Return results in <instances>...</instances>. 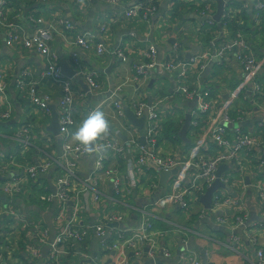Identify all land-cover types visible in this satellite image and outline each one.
I'll return each mask as SVG.
<instances>
[{"label":"built area","instance_id":"built-area-1","mask_svg":"<svg viewBox=\"0 0 264 264\" xmlns=\"http://www.w3.org/2000/svg\"><path fill=\"white\" fill-rule=\"evenodd\" d=\"M105 1L118 3L119 0ZM155 2L157 0H142L128 9L125 16L139 15L145 21H149L156 13ZM10 6L9 0H0V27L5 32L3 34L6 43L10 46H20L43 58L46 62L43 77L51 79L61 88V96L58 100L61 144L60 154L55 157L51 153L53 151L52 141L48 138L39 149L42 160L33 162L32 165L29 163L24 165L19 175L10 177L7 179V184L0 185V198L4 199V209H0V238L6 225L2 218L4 215H9L17 219V224L20 223L28 231L33 229L39 240L41 239V244L29 249L27 254L31 259L43 262L42 264H61L58 251L60 244L67 240L82 242L90 237L98 242L100 251L115 254L114 261L110 264H128V254H132L133 257L134 254H137L139 258L142 256L141 249H150L152 237L157 234L154 223L160 221L158 213L164 214L167 209L175 206L184 214H190L206 189L217 179L223 185L229 186L230 179L233 182H238L239 179L248 178L250 188L257 195L256 205L264 210V120L258 117L260 121L255 125L251 135L247 134L240 124L248 119V115H251L255 109L242 110L243 118L239 121L237 118H233L232 114L239 99L244 96L246 87L251 88L254 94L253 101L257 102L263 93V84L258 76L264 66V54L261 59H257L252 47L242 34L234 33L225 37L216 54L222 62L226 57L231 58L243 72V80L235 88H232L231 94L224 104L213 105L204 92L192 88L189 82L191 72L202 69L201 66L207 54L194 57L189 61H182L178 59L174 49L164 63V70L172 76L174 84L178 85L175 94H162L157 87V96L152 97L150 106L143 98L126 99L128 108L137 118L145 117V146L140 145L138 135L136 137L137 131L128 125V122H124V131L129 135L126 133L127 140L122 146L109 134H106L94 142L89 150L78 143H73L70 138L76 126L75 97H83V94L75 92L70 82L65 80L62 67L58 64L55 53L52 52L50 42L53 34H58L66 44L75 45L85 50L94 47L99 55L103 54L104 45L94 43L90 35L78 34L71 22L64 18L57 21L53 19L46 25L43 17L35 18L33 15H29L26 20L34 26L33 32L29 35L28 31L24 32L18 23H3L7 14H4L2 10ZM241 8L242 11L248 10L247 5H243ZM250 8L255 10L253 18L257 28L261 26V20L256 11H264V0L255 1ZM239 11H233L232 15L235 16ZM200 15L205 18V21L211 18L205 12H201ZM209 22L212 23L211 19ZM20 31L24 33L23 38L19 37ZM156 53V49L151 46L148 50L149 61L135 67L136 75L142 77L143 81L149 72L157 67ZM118 55L119 59L125 60L123 53ZM73 59L76 61L75 58ZM158 66L161 67V64L158 63ZM24 72L15 82L17 91L28 97L31 111H38L43 116L50 118V98L45 96L40 99L36 94L34 82L29 80ZM77 76L86 81L90 93L95 95L100 93L101 85L96 81L94 74L78 70ZM7 88L6 76L3 71H0V93L4 94ZM117 92H121L120 87L117 88ZM115 95L116 93L113 92L111 98H114ZM191 100H194L196 105L195 109L189 112L191 118L188 131L192 147L172 154L169 150L172 149L173 141L164 139L163 127L168 119L173 118L171 115L183 114L181 104ZM112 105L115 108L117 119L125 120L122 112L124 103L120 106L118 103L112 102ZM94 110L96 109H91L89 112ZM253 115L259 116L257 113H253ZM3 117L9 118L7 114ZM201 123H203L202 126ZM20 136L21 141L23 140L22 146L27 149L33 139L32 125H25L21 129ZM106 152L113 154L119 161L127 162L129 167L127 176L122 175L118 168L108 164L110 157L106 158ZM87 156H95L96 160L88 177L81 179L78 164L82 157ZM0 166L2 165L0 164ZM222 166L227 167V171L217 177V171ZM173 170H177V172L169 178L168 190L164 192L162 189L163 192L156 202L144 208L129 203L137 194L136 190L139 189L137 177L144 181L142 176L150 178L153 175L152 172L169 173ZM2 173L3 171L0 170V178L3 177ZM49 174H51L55 189L54 193L47 197V201L52 203L44 206L40 197H37V193L26 190L30 185L29 180L42 185L37 179ZM98 174H103L111 180L113 195H111L110 203L115 206L114 209L120 210L121 208L122 211L121 213H110L103 221L95 225H88L83 223V218L80 216L90 214L88 210L101 202L103 195L98 188L96 179ZM158 188L156 182H151L149 191L157 192ZM33 197L36 199L35 207L37 204L44 211L53 210V224L57 234L52 239L43 220L31 218L19 209V199L29 201ZM189 197L193 198L194 203L190 204L187 201ZM109 205L108 203L105 208L108 209ZM209 210L219 213L212 219L214 224L230 229L231 233L241 231L250 214L245 202L233 198L230 189L228 191L219 189L212 198ZM134 216H137L140 221L138 230L112 229L121 227ZM32 223L33 225H31ZM109 228L112 231L109 232ZM260 229H264V227ZM258 231L262 234L261 230ZM238 240L237 234L232 237L233 243ZM253 242L256 243L255 240ZM45 247L48 248V252L43 257L42 251ZM256 255L257 262L264 264V249H257ZM43 258L46 259L43 260ZM14 259L15 257L4 262L0 256V264H22ZM189 261L191 264H198L195 256H192ZM91 264L96 263L91 262Z\"/></svg>","mask_w":264,"mask_h":264},{"label":"crops","instance_id":"crops-1","mask_svg":"<svg viewBox=\"0 0 264 264\" xmlns=\"http://www.w3.org/2000/svg\"><path fill=\"white\" fill-rule=\"evenodd\" d=\"M9 1L11 2L10 12H12L14 7L12 1ZM15 1L18 2V0ZM141 1L119 0L118 3H111L105 0H36L31 7L21 8V13L16 22L13 21L14 16H11V13L5 16L4 24L8 22L18 23L24 32L28 31L27 34L29 35L33 32L34 26L27 22L28 15L43 17L46 25L53 19L57 21L64 18L66 21L71 22L78 34L90 35L94 43L104 45L105 50L102 55H99L94 47L85 50L75 45L66 44L58 34H53L54 36L50 42V47L58 59V64L65 66L70 72L76 74L73 78L64 76L65 80L67 79L70 82L75 92L83 94V97H75L77 115L75 117L76 126L72 134L91 109L101 110L109 121L107 134L122 146L127 140L126 133L128 135L129 133L125 132L123 128L125 120L117 119L112 102L121 106L123 102H127L126 99L143 98L148 104H151L152 97L157 96V87H159L162 94H169V88L173 86L174 79L165 72L164 63L175 48L178 49L182 61H189L194 57L207 54L201 66L202 69L192 71L189 75V82L194 89H200L204 92L213 105L224 104L228 100L232 88H235L243 80L241 68L231 58L226 57L222 62L216 56L225 37L232 34L228 29L225 31L221 24V30L218 28V22L215 19L218 9L217 0H157L158 11L149 21H145L139 15L125 16L128 9ZM223 1L224 12L236 10L239 6H248V10L245 11L247 18L246 21L243 19V22L245 29L251 31H249L250 33H244L252 38L254 55L257 59H261L264 54V20L261 29H255L252 25L254 14L250 10V6L257 0ZM204 2L212 4L210 17L217 24L216 28L219 29L216 35H207L211 29H215L214 26L203 27L206 25L205 18L201 17L199 10ZM2 29L0 27V71H3L6 76L8 88L4 94L0 93V164L2 165L0 170L3 171L2 176H6V179L3 180H7L10 177L19 175L24 165L42 160L39 149L48 138L51 139L53 146L55 142L57 143L51 153L55 157L59 156L60 136L53 135L48 131V127L52 121L50 107L54 108L58 116V100L61 96V88L51 79L43 77L46 70L45 60L32 51L22 49L20 46L8 45ZM23 34L20 31L19 37L23 38ZM151 46L157 52L155 57L157 67L149 72L143 81L142 77L136 75L135 67L149 61L148 50ZM118 52L123 53L124 61L119 59ZM158 63L161 64V67L158 66ZM78 70H85L86 73L95 75L96 81L101 85L98 95L90 93L86 81L77 76ZM23 72L29 80L34 82L36 94L40 99L45 96L50 98V118L43 116L38 111H31L28 97L25 94L21 95L16 88L11 86L10 81L14 82L15 79L20 78ZM259 76L263 84L262 96L257 102L253 101L254 94L250 87H246L244 96H241L236 105L239 109L238 112L241 114H243L242 110L244 109H255L251 115H248V119L244 120L248 121L250 126H241L247 134L251 135L254 132L255 125L260 121L259 118L264 120V66ZM119 87L121 92H117ZM113 92L116 95L111 98ZM117 97H121V100H118ZM181 106L184 115H171L173 117L171 120L182 126L179 133L185 124V116L194 110L196 105L194 100H191L185 101ZM253 113H257L259 116H255ZM5 114L9 118H4ZM27 124L32 125L33 139L27 149H24L20 133L21 129ZM137 135L138 133L136 137ZM70 138L73 143H77L72 136ZM137 138L139 139V136ZM185 138L188 141L187 143L181 139L182 142L180 140V142L173 141V144L171 143L172 149L169 152L176 154V151L185 150L186 145L191 144L189 131ZM105 156L106 158L110 157L108 161L110 166L118 168L122 175L127 176L129 174L126 161H119L117 157L109 152H106ZM95 160V156L81 158L78 164L81 179L88 177ZM226 171L227 167H224L222 172L226 173ZM163 173L165 172H152L153 175L150 178L142 176L144 181L137 177L139 189L136 190L137 194L129 203L144 208L156 202L161 193L168 190L169 178L172 176L162 185L160 181ZM41 178L44 179L42 182L46 183L47 187L53 188L51 174L46 177L41 176ZM96 179L103 196L98 205L88 210L90 214L85 215L83 223L88 225L103 221L110 213H121L122 211L121 208L120 210L114 209L115 206L110 203L111 195H113L111 180L103 174H98ZM1 180L2 178H0V183ZM151 182L157 183L159 187L157 192L149 191ZM228 187L232 197L245 202L250 212L249 219L246 220L247 223L241 228V231L231 233L230 229L216 226L212 219L218 216L219 213L205 209L200 202L194 205L190 214H184L174 206L167 209L164 214L158 213L160 221L154 223L155 232L157 233L154 244L155 257L151 259L145 249L139 258L134 259V257H130V254H126L128 264H158V262H160L159 264H191L189 259L192 256L196 257L198 264H202V251H205L208 264H259L256 250L259 248L264 249V229H260L264 227V210L256 205L257 195L250 188L248 178L239 179L238 182H233L230 179ZM229 189H226V191ZM192 199V197H189L187 201L190 204L194 203ZM21 201L18 200L21 212L31 218L43 220L44 226L49 229L51 237L57 234L51 220L53 216L52 209L44 211L37 204L35 207L33 204H25ZM1 202H4L3 198L0 199V209H4ZM108 203L110 205L106 209ZM139 224V218L134 216L133 219H128L121 227H113L112 229L136 231L140 228ZM112 229L109 228V232ZM7 230L8 232L0 238V246L2 247L3 240L13 230L12 224L7 226ZM258 230H261L262 234L258 233ZM236 234L239 240L233 243L232 237ZM254 240L256 243L253 242ZM165 250L169 251L168 256H166ZM17 252L16 256L18 255ZM149 252H151V248ZM114 258V253L107 254L100 251L98 242L91 239L89 244H85L84 248L77 249L72 255L69 256L63 253L61 262L62 264H91V262L110 264L114 261ZM45 259L43 258V260ZM39 263L42 264L43 262Z\"/></svg>","mask_w":264,"mask_h":264},{"label":"trees","instance_id":"trees-1","mask_svg":"<svg viewBox=\"0 0 264 264\" xmlns=\"http://www.w3.org/2000/svg\"><path fill=\"white\" fill-rule=\"evenodd\" d=\"M12 1V6L14 7V10L12 12H10V7L9 8H6V9H3L2 12L4 14H8V13H11V16H14L13 18V21L16 22L17 20V17L19 16V14L21 13V8L23 9V7H31L33 5V2H35L36 0H27V1H21V0H18L15 1V0H11ZM155 7H156V13L158 11V2H155L154 3ZM177 9V8H176ZM237 10H240L238 12V14H236L235 16H233V11H237ZM251 12L253 14H255V10H253L252 8H250ZM200 13L201 12H205L208 14V16L211 15V11H212V4L210 2H204L200 8ZM227 10L226 12L223 13V17L221 18V26L222 28H224V30L226 31L227 29L231 31L232 34L234 33H240L243 35V38L246 40V42L252 47L253 49V52H254V47L252 45V38L251 37H248L246 36V33H250L249 29H245V24L243 22V19L245 20L247 18V15H245V11H242V8L239 6L236 10ZM155 13V15H156ZM256 13L259 14L260 16V20H261V25L263 23V20H264V11L260 12V11H256ZM29 16V15H28ZM34 16V15H33ZM245 16V18H244ZM35 18H38L36 16H34ZM253 17V16H252ZM152 18V17H151ZM150 18V19H151ZM211 18H209L207 21H205V24L203 27H212L214 26L215 29H211L209 31V34L207 35H216V33L218 32V28L217 27V24L211 20L212 23L209 22ZM246 21V20H245ZM255 20L254 18L252 19V25L254 26V28L256 29V22L254 24ZM216 25H215V24ZM214 24V25H213ZM257 29H261V26L257 27ZM5 33V32H3ZM208 37V36H207ZM214 37V36H213ZM176 54L178 55V59L179 60H182L180 55H179V51L178 49H176ZM49 79V78H48ZM17 79L13 81H10L11 86H13L14 88L15 87V82H16ZM49 81V80H48ZM50 82V81H49ZM194 88V87H192ZM167 94V93H166ZM124 103V106L128 107L127 103H128V100L127 102H123ZM247 103V102H246ZM233 111V118H237V121H239V119H242V115L241 113H239V109H236L235 110H232ZM258 118V117H257ZM125 122L127 123L126 119H125ZM203 123H201V126H202ZM129 125V124H128ZM205 126V124H204ZM181 124H178L177 122H175L174 120H170L168 119V121L165 123L164 127H163V136H164V139H167V140H170V141H176V142H180V138H179V131L181 129ZM180 140V141H179ZM182 142V141H181ZM54 143V142H53ZM60 144H61V140H60ZM57 143L55 142L54 143V146L56 147ZM53 146V148H54ZM192 147V144H187L186 145V148H191ZM29 164H33V162L29 163ZM42 185H40L39 183H33L32 181L33 180H29L30 181V185L28 186L27 190L26 191H29V192H35L37 193V197H40L42 203L44 206L46 205H49L51 204L52 202H49L47 201V197L50 196L51 194L54 193V186L53 188L52 187H47L46 183H43L42 180H44L43 178H38L37 179ZM34 198V197H33ZM33 198H30L29 201H31L30 204H35L36 203V200H34ZM1 199V198H0ZM2 206H4V204L1 202ZM52 206V205H51ZM3 222L8 226L9 224H12L13 222H18L17 219L15 218H12L10 217L9 215H4V217L2 218ZM6 220V222H5ZM95 225V224H94ZM25 232H27V235L29 234V231L28 229H24L23 230ZM31 234V232H30ZM3 236V235H2ZM52 239V237H50ZM92 239V237L88 238V239H85L84 241L82 242H75L73 240H67L65 241L64 243L60 244L59 247H58V251H59V259H60V263L62 264V258H63V253L67 254V255H72L74 252L77 251V249H80V248H84L85 244H89L90 243V240ZM32 242H29V241H26L25 242H22V241H19L18 243L15 244L18 252H17V256L15 257L14 260H17V261H20L22 264L25 263V264H40L39 263V260H33L31 259L30 257H28V250L29 249H32ZM0 250H2V247L0 246ZM108 254V252H106ZM25 255V256H24ZM65 264V263H63Z\"/></svg>","mask_w":264,"mask_h":264},{"label":"water","instance_id":"water-1","mask_svg":"<svg viewBox=\"0 0 264 264\" xmlns=\"http://www.w3.org/2000/svg\"><path fill=\"white\" fill-rule=\"evenodd\" d=\"M218 3V9H217V13H216V17L215 19L217 20V24H218V28L221 30L220 28V21L223 15V9H224V1L223 0H217ZM62 74L64 76H68L69 78H73L75 76V74L73 72H70L67 68H65V66H62ZM118 100H121V97H117ZM50 109L52 110V121L48 127V131L51 132L53 135L58 136L59 135V123H58V116L56 114V112L54 111L53 107H50ZM123 115L125 117V119L127 120V122L129 123V125L134 128L139 136V143L142 146H145V117L142 118H137L135 116V114L133 113V111L126 107L123 106L122 109ZM190 118L191 116L189 114H187L185 116V124L181 130V132L179 133V138L183 141V142H188L187 139L185 138L186 134H187V130L189 128L190 125ZM236 126V125H235ZM240 126H245V127H249L250 124L248 121H244L243 123L240 124ZM125 140V138H124ZM225 166H222L218 169L217 171V177H219L220 173H222V171L224 170ZM177 172V170H173L169 173H163L161 174V181L160 183L162 185L165 184L166 180L171 176V175H175ZM219 189H229L228 186L223 185L218 179L208 188L206 189L204 195L200 198L199 202L203 205V207L207 210L210 209L211 203H212V198L214 196V194L219 190ZM221 231H223L222 228H220ZM43 257L46 256L47 252H48V248L45 247L43 249ZM201 256H202V264H208V258L205 254V251L201 252ZM130 257L132 258L133 255L130 254ZM160 262H158L159 264Z\"/></svg>","mask_w":264,"mask_h":264},{"label":"rangeland","instance_id":"rangeland-1","mask_svg":"<svg viewBox=\"0 0 264 264\" xmlns=\"http://www.w3.org/2000/svg\"><path fill=\"white\" fill-rule=\"evenodd\" d=\"M258 78H260V76H258ZM177 86L178 85L173 84V86L171 88H169V94L170 95L175 94ZM255 98H257V97H255ZM252 99H254V98H252ZM149 106H150V104H149ZM3 179H6V176L2 177L0 185L8 183V180H3ZM34 200H36V199H34ZM21 202L22 203H31V201H21ZM34 206H35V204H34ZM81 217L84 219L85 216L81 215L80 218ZM36 220H37V218H36ZM51 220L53 223V217ZM31 225H33V223ZM12 227H13V230L11 232H9V235L6 236L5 239L3 240V247L1 246L2 250H0V256L2 257L4 262L7 259L14 258L16 256V251H18V250H17L15 244L18 243L19 241L25 242V240H26L29 242H33L32 247H34V246L37 247L39 244H41V239L39 240V237L36 235V233L33 229H30L29 234L27 235V232L23 233L24 232L23 230L25 228H23L20 223L17 224V222H13ZM30 227H32V226H30ZM7 232H8V230H7V227L5 225V227L3 228V233H2L3 236ZM30 232H31V234H30ZM155 237H156V235H154L152 237V240H151V244H150L151 253L149 255L147 254L151 259H153L155 257L154 256ZM145 249H146V252L148 251V253H149V249L148 248H145ZM141 252H142V254L144 253L143 249H141ZM165 254H166V256H168L169 251L165 250ZM134 255H135L134 259L138 258L137 254H134ZM80 264H82V263H80Z\"/></svg>","mask_w":264,"mask_h":264},{"label":"clouds","instance_id":"clouds-1","mask_svg":"<svg viewBox=\"0 0 264 264\" xmlns=\"http://www.w3.org/2000/svg\"><path fill=\"white\" fill-rule=\"evenodd\" d=\"M109 130V121L101 110L89 112L81 123L76 127L72 138L85 149H91L101 137Z\"/></svg>","mask_w":264,"mask_h":264}]
</instances>
